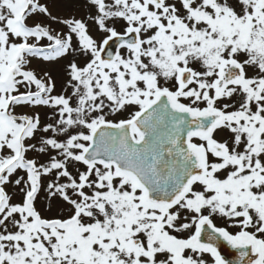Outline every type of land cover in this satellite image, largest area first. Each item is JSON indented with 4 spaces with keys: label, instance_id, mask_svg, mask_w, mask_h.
Instances as JSON below:
<instances>
[{
    "label": "snow or ice",
    "instance_id": "6c2138e0",
    "mask_svg": "<svg viewBox=\"0 0 264 264\" xmlns=\"http://www.w3.org/2000/svg\"><path fill=\"white\" fill-rule=\"evenodd\" d=\"M89 4L0 0V264H230L221 240L264 264V0ZM76 52L53 95L32 59ZM42 188L63 214L37 209Z\"/></svg>",
    "mask_w": 264,
    "mask_h": 264
},
{
    "label": "rangeland",
    "instance_id": "374dc122",
    "mask_svg": "<svg viewBox=\"0 0 264 264\" xmlns=\"http://www.w3.org/2000/svg\"><path fill=\"white\" fill-rule=\"evenodd\" d=\"M43 2L47 3L49 9L53 16H57L60 18H77L82 19L86 18L88 15L92 14L93 8L89 4V0H43ZM31 23L42 22L44 24H51L52 28H54L58 32H67V27L63 24L52 22L47 18L37 17L35 21L29 20ZM91 23V21H89ZM119 30V29H118ZM42 44H46V41H42ZM75 46V40H74ZM86 59L81 53H69L61 57V59H53V60H44L42 58H33L30 64V68L36 72L38 76H42L44 73H48L51 76L52 82L55 84V88L53 90V95H70L72 89L68 87V81L70 80L69 75V65L70 63H77L82 64L83 61ZM231 102V101H226ZM107 111V110H106ZM18 113H32V112H39L40 118L42 123L49 122L50 118L52 117V110L45 107V106H37V107H22L17 109ZM129 115V113L124 112H117L115 114H109L106 119H117L120 117H124ZM75 134V133H74ZM227 133H223V138H227ZM30 158H35L40 160L41 156L37 155L36 153H30ZM44 162H47L46 160ZM76 168L79 170H83V166L76 165ZM75 172V168L72 169ZM13 192L15 190H12ZM13 199L19 200L20 197L18 194L13 195ZM37 209L40 210L46 216H57L63 214L65 212L64 207L62 206L61 202L56 201L55 199L49 200L46 197L44 189L42 188L41 193L37 198ZM214 222L218 227H228V224L221 219H215ZM231 232H235V228H230Z\"/></svg>",
    "mask_w": 264,
    "mask_h": 264
},
{
    "label": "water",
    "instance_id": "95a60500",
    "mask_svg": "<svg viewBox=\"0 0 264 264\" xmlns=\"http://www.w3.org/2000/svg\"><path fill=\"white\" fill-rule=\"evenodd\" d=\"M118 47V44L116 42H110V49L115 51V48ZM109 49V50H110ZM103 130V129H102ZM110 132H115V129H108ZM202 239L206 241V236L202 234ZM219 249L221 251L222 256L225 257L227 261L230 262V264H238L239 262V251L236 249H233L231 246H229L226 242L224 241H219Z\"/></svg>",
    "mask_w": 264,
    "mask_h": 264
},
{
    "label": "flooded vegetation",
    "instance_id": "af4514ba",
    "mask_svg": "<svg viewBox=\"0 0 264 264\" xmlns=\"http://www.w3.org/2000/svg\"><path fill=\"white\" fill-rule=\"evenodd\" d=\"M110 50H112V49H110ZM116 50H119L118 47L115 48V51H116ZM121 51H122V50H121ZM129 118H130V115H127V116H124V117H120V118H118V119H117L118 121H115L114 119H112V120L108 119V120H110V121H112V122H119V121H121V120H126V119H129Z\"/></svg>",
    "mask_w": 264,
    "mask_h": 264
}]
</instances>
